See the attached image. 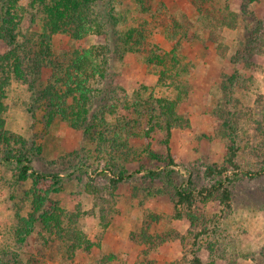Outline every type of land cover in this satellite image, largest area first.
Returning a JSON list of instances; mask_svg holds the SVG:
<instances>
[{
	"label": "rangeland",
	"instance_id": "obj_1",
	"mask_svg": "<svg viewBox=\"0 0 264 264\" xmlns=\"http://www.w3.org/2000/svg\"><path fill=\"white\" fill-rule=\"evenodd\" d=\"M161 4L164 8L157 15L162 20L152 29L150 40L171 51L182 36L174 35L175 26L183 23L188 32L181 38L180 53L192 62L190 72L178 77L187 93L177 111L188 123L172 128L169 143L164 129L156 127L148 138L142 134L130 139L133 151L127 160L99 149L98 135L111 136L117 126L136 118L134 109L127 107L135 102L137 91L177 97L172 79L161 83L158 69L139 52L122 57L112 52L107 76L93 82L96 94L104 90L105 98L98 102L99 116L90 135L61 118L46 125V106L38 95L49 79L48 68L8 87L6 127L26 142V146L13 144L11 153L28 155L34 171L61 176V189L50 193L51 200L69 212H79L80 227L101 246L90 251L78 248L69 258L65 244L53 240L55 235L45 243L39 224L25 243H17L18 213L28 216L32 210L26 191L33 187L34 176L19 180L18 161L5 160L0 145V264H100L110 253L116 258L104 264H142L145 258L153 264H188L195 254L204 264H264V0H152V9L145 13L130 0L117 1L116 7L127 13L128 20L122 22L127 26L139 18L153 22L151 13ZM199 4L211 8L215 17L223 16L228 6L239 13L238 21L234 27L214 26L212 38L210 29L199 22ZM166 24H171L170 30ZM38 27L29 17L24 19L28 37ZM105 41L99 34L75 39L56 33L53 48L62 56ZM6 48L0 40V52ZM233 74L237 77L231 79ZM114 94L115 99H108ZM149 116H140L137 132L153 124ZM170 158L173 164L168 163ZM149 170L157 172L154 177ZM52 183L48 177L39 186L49 188ZM178 187L195 190L191 205L178 203ZM188 209L204 213L206 219L193 228L194 233L185 214ZM177 211L182 217L175 218ZM147 226L154 239L167 240L147 244L142 238ZM172 228L186 237L184 243L170 237Z\"/></svg>",
	"mask_w": 264,
	"mask_h": 264
},
{
	"label": "trees",
	"instance_id": "obj_2",
	"mask_svg": "<svg viewBox=\"0 0 264 264\" xmlns=\"http://www.w3.org/2000/svg\"><path fill=\"white\" fill-rule=\"evenodd\" d=\"M23 1L0 0V40L7 44V48L0 52V145L3 146V150L5 149V160L14 157L18 161L19 180H26L30 175L34 176L33 187L26 191L31 199L32 210L28 216L18 213L15 240L19 244L25 243L39 224L41 226L39 234L45 243L55 235L53 240H61L66 246L68 257L73 258L76 249L83 248L90 251L94 246H101V241L92 240L80 227L79 212H69L51 200L50 193L61 189L59 183L62 178L59 174L48 176L34 171L28 155L24 152L11 153L13 144L20 143L26 146V142L20 135L11 132L6 127L5 112L8 106L5 100L8 96V87L14 80L27 81L29 74L36 75L48 68L50 70L49 79L39 90L38 95V99L44 101L46 106L44 114L46 125L49 126L56 118H61L71 126L83 129L86 134L90 135L94 131L95 118L99 116L98 102L105 98L104 90L96 94L93 82L99 77L107 76L110 54L117 52L120 57L127 52L143 54L148 65L158 69L160 82L165 83L168 78L172 79L178 93L176 98H170L156 97L152 93L145 96L142 91H137L135 102L131 107H127L134 109L136 118L129 120L124 126H117L116 128H119L111 136L105 134L97 136L100 139L99 149L105 148V150H100L102 153L108 156L119 155L127 160L129 153L133 151L130 145L132 137L143 134L148 138L151 132L159 127L167 133L166 143H169L172 128L188 123L177 111L178 102L187 93L184 83L179 81L178 77L189 73L192 66V62L186 60V57L180 53L183 44L181 38L186 37L188 28L186 29L187 26L183 23L176 24L177 29L174 35L181 34L182 36L171 51H163L159 45L150 40V36L154 26L162 20L157 12L162 11L164 4H161L155 13H151L153 22L148 18H139L138 23L126 26L122 22L128 20L127 13L118 12L116 7V2L122 0H29L27 4ZM130 1L135 4V9L139 12L145 13L152 9L150 5L152 0ZM197 9L199 22L204 28L210 29L212 38L216 34L213 30L214 26L234 27L239 18V13L228 6H225L226 13L221 17H215L213 10L202 4H199ZM26 17H29L31 23L39 25L38 30L32 31L30 37L25 35L23 30ZM258 22L260 25L262 20L258 19ZM166 26L169 30L171 29V24H166ZM182 30L185 33H180ZM56 33H66L75 39L99 34L105 36L106 41L87 48L75 49L61 56L53 48V37ZM24 35L25 38L27 37L25 42L20 40ZM247 45L248 48L251 47V43L248 42ZM232 77H237V74L230 76L231 79ZM117 96L114 94L108 99H115ZM146 113H150L149 119L153 124L143 129L142 132H137V124L141 123L140 116ZM107 142L110 143L106 144ZM151 155L162 161V156L158 153L152 152ZM168 163L173 164L174 160L170 158ZM123 167L122 164L121 171ZM148 173L154 177L157 172L149 170ZM48 177L53 183L49 188H41L40 180ZM121 177L123 178V175ZM194 192L195 190L178 187L176 192L178 203L191 205L195 197ZM229 196L230 191L227 190L226 197L229 198ZM222 199L224 201V198ZM185 214L191 222L190 233H194L193 228L206 221L204 213L198 214L196 210L188 209ZM180 217H182V212L177 211L175 218ZM151 218L159 220L156 214H152ZM108 224L104 216L102 225L106 227ZM148 227H145L142 232V238L147 244L156 246L167 240L158 236V240L154 239L155 236L151 234ZM170 234L171 238H179L183 243L186 240L184 235L173 228ZM133 238L136 239L134 236ZM208 249L212 252L213 245H210ZM115 258L114 253L106 254L100 264ZM140 263L141 261L138 264ZM153 263L154 260L145 258L142 264ZM188 264L204 263L202 258L195 254ZM210 264H215V262L212 261Z\"/></svg>",
	"mask_w": 264,
	"mask_h": 264
}]
</instances>
